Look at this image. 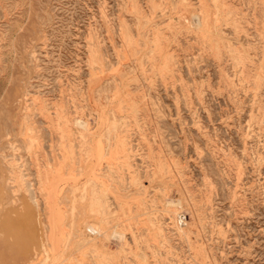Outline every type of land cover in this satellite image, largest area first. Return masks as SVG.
<instances>
[{"label": "rangeland", "instance_id": "374dc122", "mask_svg": "<svg viewBox=\"0 0 264 264\" xmlns=\"http://www.w3.org/2000/svg\"><path fill=\"white\" fill-rule=\"evenodd\" d=\"M0 264H264V0H0Z\"/></svg>", "mask_w": 264, "mask_h": 264}, {"label": "bare ground", "instance_id": "6f19581e", "mask_svg": "<svg viewBox=\"0 0 264 264\" xmlns=\"http://www.w3.org/2000/svg\"><path fill=\"white\" fill-rule=\"evenodd\" d=\"M80 124H83V123H80Z\"/></svg>", "mask_w": 264, "mask_h": 264}]
</instances>
